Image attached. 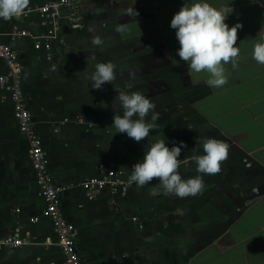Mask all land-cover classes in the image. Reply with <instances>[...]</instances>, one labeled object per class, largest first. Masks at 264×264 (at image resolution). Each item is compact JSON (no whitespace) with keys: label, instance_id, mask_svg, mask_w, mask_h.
I'll list each match as a JSON object with an SVG mask.
<instances>
[{"label":"crops","instance_id":"crops-1","mask_svg":"<svg viewBox=\"0 0 264 264\" xmlns=\"http://www.w3.org/2000/svg\"><path fill=\"white\" fill-rule=\"evenodd\" d=\"M47 1L28 0L20 19L0 20V42L18 52L25 100L52 178L64 187L61 207L76 227L82 264H264V65L252 59L264 35V0H208L234 9L230 27L243 24L237 66L225 65L228 83L219 89L205 83L206 72L189 73L176 55L170 22L191 0H82V26L65 24V43L50 51L37 50L30 36H9L14 26L44 33L37 12L26 11ZM132 4L138 16L126 14ZM94 36L101 46L91 44ZM98 62L114 63L117 76L96 90L86 74ZM6 70L0 59V75ZM121 91L155 102L160 119L148 139L136 142L111 125L122 111L114 99ZM208 137L228 144V156L217 173L202 175L204 187L194 196L165 195L155 178L142 187L129 183L125 194L97 190L93 198L81 185L101 176V163L129 182L131 166L160 139L187 143L178 171L196 176L193 157ZM29 151L11 95L0 86V239L26 240L0 250V264H66L53 223L42 215Z\"/></svg>","mask_w":264,"mask_h":264},{"label":"clouds","instance_id":"clouds-1","mask_svg":"<svg viewBox=\"0 0 264 264\" xmlns=\"http://www.w3.org/2000/svg\"><path fill=\"white\" fill-rule=\"evenodd\" d=\"M252 2L261 3V0ZM27 6L28 0H0V20L20 19ZM233 11L229 7H214L208 0H191V3H184L170 22L179 43L176 55L185 62L189 73L206 72L208 78L205 83L212 89L222 88L228 83L225 65L231 63L233 68L237 66L240 51L237 45L238 30L243 24L237 22L229 26L226 21ZM126 14L132 17L139 15L135 4L127 7ZM116 31L123 32L124 27L117 26ZM91 44L101 46L103 40L94 36ZM252 59L264 65V35L253 45ZM129 75L135 79L134 73ZM116 76L114 63L98 62L94 71L86 74V80L91 89L99 90L105 83L112 84ZM128 88H132V85L129 84ZM114 99L122 109L120 114L113 116L111 125L116 133L126 134L136 142L148 139L150 131L157 127L160 119L155 102L140 91H121ZM185 148V141L171 146L168 139L148 143L142 159L131 166L129 183L142 187L155 178L165 195L180 198L196 195L204 187L202 175H213L220 170L221 162L228 156L229 146L214 137L204 138L201 142L202 154L193 157L197 175L192 177H182L178 171L182 149Z\"/></svg>","mask_w":264,"mask_h":264},{"label":"built area","instance_id":"built-area-1","mask_svg":"<svg viewBox=\"0 0 264 264\" xmlns=\"http://www.w3.org/2000/svg\"><path fill=\"white\" fill-rule=\"evenodd\" d=\"M81 4L82 0H49L39 7L29 8L26 15L37 12L40 23L45 28L44 33L36 35L26 29L14 26L9 32V36L13 39L30 36L34 39V47L37 50L50 51L56 43H65L63 34L65 24L74 28L82 26ZM0 59L7 67L6 72L0 75V86L10 93L14 102L18 126L30 144L31 164L40 184V193L45 200L42 215L53 223L66 264H82L76 241V227L68 220L61 207V193L64 187L56 185L52 178L49 160L42 140L36 131L33 115L25 100L18 52L11 44L0 42ZM99 170L101 176L88 178L81 183L88 198H93L97 190L104 188L123 194L128 192L129 182L124 179L121 171L114 168L113 164L101 163ZM38 219V217H34L31 221ZM134 219L136 220L137 217ZM24 244H26V240L9 236L0 239V250L14 249Z\"/></svg>","mask_w":264,"mask_h":264}]
</instances>
